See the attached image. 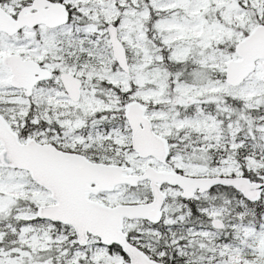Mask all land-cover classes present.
Returning a JSON list of instances; mask_svg holds the SVG:
<instances>
[{
	"label": "snow or ice",
	"instance_id": "snow-or-ice-1",
	"mask_svg": "<svg viewBox=\"0 0 264 264\" xmlns=\"http://www.w3.org/2000/svg\"><path fill=\"white\" fill-rule=\"evenodd\" d=\"M0 264H264V0H0Z\"/></svg>",
	"mask_w": 264,
	"mask_h": 264
}]
</instances>
